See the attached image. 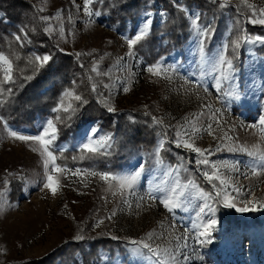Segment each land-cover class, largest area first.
I'll return each instance as SVG.
<instances>
[{"label": "rangeland", "instance_id": "obj_1", "mask_svg": "<svg viewBox=\"0 0 264 264\" xmlns=\"http://www.w3.org/2000/svg\"><path fill=\"white\" fill-rule=\"evenodd\" d=\"M34 3L39 11L44 9L40 11L43 17L52 18L46 27L54 29L50 35L56 37L63 52L74 55L99 53L93 66L97 70L98 65L106 67L111 106L116 111L133 109L150 114L152 123L159 129L156 153L169 148L173 161L175 157L177 160L170 163L157 159L146 174H141L136 186L127 190L123 197L112 196L106 191L107 184L104 181L99 177L86 176L84 169L79 168L82 170L79 176L68 174L67 179L62 178L63 187L53 197L43 188L41 157L24 142L10 139L0 124V191L4 190V180L9 181L4 197L5 207L0 211V249H3L0 252V264H21L42 258L64 241H72L78 230L88 224L91 232L110 238L116 236L119 238L117 241L126 244L125 254L113 259L116 264H157L149 253L145 252L140 257L131 255L128 250L133 246L128 241L146 238L151 232L154 237L150 243L154 246L175 248L176 242L170 233L183 236L185 229H188L189 239L187 247H181L180 252L187 255L188 260L180 256L178 264H264V211L241 213L235 208H225L221 198L216 197L221 188L219 181L209 182L203 174H211V165L216 164L219 173L230 178L231 185L240 188L239 193L234 192L232 186L226 189L235 197L237 207L242 206V200L253 197L264 200V165L244 152L228 149L231 145L233 148L243 146L251 150L253 145H257L264 150V136L258 127H250L258 124L259 117L264 114V45L259 42L242 43L243 53L238 58L240 67H236L232 81L221 80V90L218 91L215 85L219 72L213 70V64L219 55L226 53V42L222 39L219 45L211 49V54H205L202 58L198 39L193 32L184 54L159 59L157 63L161 65L163 74L157 77L149 74L146 71L148 67L143 66L135 55L128 56L125 37L135 34L148 18L146 13H151L153 24L155 18L164 22V12H145L133 27L129 26L124 34H118L102 24L97 16H93L90 22L82 11L83 0H76V5L72 0H34ZM229 3L240 5L251 15L240 0H228ZM249 3L264 7V0H249ZM58 11L61 12L59 20L55 18ZM253 26L261 28L249 32L250 36H264V25ZM61 27L64 30L63 38L59 32ZM129 33L131 36H128ZM124 88L129 91L125 92ZM233 88L240 91V101L232 100L227 95ZM209 105L210 108L206 107ZM216 109L221 110L216 113L219 128L216 120L212 119ZM209 123L213 126L214 135H209L205 130ZM193 125L200 131L194 132ZM9 127L25 135H35L41 130L39 128L37 133H29ZM92 129L97 128L90 127L82 138L53 145L52 149H67L71 146L82 148ZM177 133H180V139L194 141L195 146L209 149L210 152L206 153L209 164L198 165L196 161L202 157L183 146L177 147ZM224 133L232 139H221ZM101 136L107 135L99 134L97 129L93 138ZM110 136L111 144L114 136ZM217 145L220 146L219 151L216 150ZM182 154L184 158H181ZM143 163L141 158L134 159L129 168L118 175L131 174ZM253 165L260 175L252 174ZM20 179L21 188L11 194V182ZM177 181L185 192L182 198L184 202L182 208L169 213L159 201ZM204 185L209 190H204ZM149 192L157 199L149 200ZM201 192L211 194L212 199L206 201L200 195ZM141 197L144 199L141 200ZM124 200L128 203H124ZM205 203L211 204L215 212L205 209L200 213ZM223 207L247 218L257 217L262 223L255 228L247 227L244 231L234 226L225 230L217 220V208ZM113 211L116 214L111 216ZM109 216L111 219H108ZM209 219L217 221L212 243L201 245L195 237L198 229L192 226L194 223H206ZM100 220L103 223L94 227ZM109 264H112V260Z\"/></svg>", "mask_w": 264, "mask_h": 264}, {"label": "trees", "instance_id": "obj_2", "mask_svg": "<svg viewBox=\"0 0 264 264\" xmlns=\"http://www.w3.org/2000/svg\"><path fill=\"white\" fill-rule=\"evenodd\" d=\"M93 11H99L97 18L100 22L118 34H124L129 26L133 27L145 12L162 11L166 14L164 22L157 18L153 20L149 36L134 49V55L146 67L163 57L184 54L194 32L190 13L199 15L201 26L212 24L214 27V35L205 43V54H211V49L222 39L227 46L224 56L233 61L235 68L240 67L238 58L243 51L242 44L239 49H234L232 42L244 33L261 28L250 25L249 15L240 5L229 3L221 8L217 0H95ZM41 17L43 14L34 0H0V53L13 59L16 69L13 74L15 82L4 85L12 88V94L5 95L6 103L0 107V116L8 125L19 131L37 133L46 120L60 116L58 138L53 142L55 146L82 138L90 127L97 128L101 135L114 136L107 155H92L74 146L53 150L57 164L62 167L120 174L134 159L141 158L144 160V175L157 159L176 162L177 157L173 161L169 148L156 153L159 129L152 123L150 114L133 109L107 111L105 104L111 105L112 101L106 67L98 65L97 72L92 71L99 53L77 57L63 52L56 37L44 31L46 23ZM22 29L27 33L26 39ZM16 35H21L23 46L15 40ZM48 54L52 59L38 71L29 63L34 55ZM26 76L33 78L26 80ZM93 84L96 85L95 91ZM65 91H73L86 103L65 100V104L71 102L76 111L53 112ZM181 158H184L183 154ZM21 185L22 179L13 180L11 194ZM203 187L209 190L207 185ZM217 220L225 230L234 226L244 231L262 223L257 217L247 218L224 207L217 208ZM82 229L83 241H64L46 256L21 264H98L100 256L107 255L113 260L117 255L125 254V243L91 232L89 224Z\"/></svg>", "mask_w": 264, "mask_h": 264}, {"label": "snow or ice", "instance_id": "obj_3", "mask_svg": "<svg viewBox=\"0 0 264 264\" xmlns=\"http://www.w3.org/2000/svg\"><path fill=\"white\" fill-rule=\"evenodd\" d=\"M213 2H216V0H213ZM228 0H220V7L223 8L226 6ZM72 3L76 5V0H72ZM95 3V0H83V7L82 11L85 16L89 18V21L91 22V18L93 16H99V11H93V5ZM240 3L246 7L251 15L248 17V22L256 25H264V7H258L255 4L249 3V0H240ZM78 10H80L79 6L77 5ZM44 9L41 8L40 11H43ZM186 11V10H185ZM146 18L143 21V24L139 29L135 32V34L131 37H125L129 52L128 56H134V49L135 47L140 44L143 40H145L151 31V13H146ZM56 19L61 18V12L56 13ZM41 19L48 23L51 17H41ZM69 20H71V16H69ZM190 20H191V27L194 30V34L198 39V46H199V53L201 57L203 58L205 56V43L208 40H211L212 36L214 35V27L212 24H207L201 26L199 24V15L197 14H190ZM24 36V39L27 38V33L21 30ZM46 33L51 34L54 29L49 26L44 29ZM61 38L64 37V30L61 27L59 29ZM15 40L17 42L21 43V46H23V41L21 38V35H16ZM259 42L260 44L264 45V36H250L247 33L242 34L239 36L235 41H233V47L234 49H239L241 47L242 43L246 44H255ZM227 47V46H225ZM81 53H76V56L79 57ZM16 59H19V57H16ZM52 59V56L50 54L48 55H34L30 58L29 63L34 66V68L38 71L40 68H43L45 65L49 63V61ZM14 61L11 59L8 55H5L3 53H0V74H2V79H0V107L3 106L4 103H6L5 95H11L12 94V88H5L4 85L14 83ZM213 70L216 72H219V77L216 79V89L219 91L221 90V80L224 81H232L235 73L236 68L233 64V61L231 59H228L224 55H219L216 62L213 64ZM93 72L97 71V67L94 65L92 68ZM146 71L151 74L152 76L160 77L163 74L162 67L159 63L149 66ZM26 80H31L33 76H26L24 77ZM93 91L96 89V85L93 84ZM125 92L129 91L128 88L123 89ZM207 91V89H205ZM227 95L235 101L241 100V93L240 91H237L235 88H233ZM65 100H75L81 103H86V101L82 100V97L75 94L73 91H65L63 94V97L61 98L58 106L56 108H53V112H60L63 111L65 113L68 112H75L76 109L73 108V105L71 102H68L65 104ZM107 111L112 113L115 112L116 109L114 106L105 104ZM206 107H211L206 106ZM220 109H216L215 112L212 113V119L216 120V113L220 112ZM206 113H201V115H205ZM71 118L70 116L68 117ZM155 120V117L153 118ZM61 121L60 116H56L55 120L48 119L41 125V130L35 134V135H25L21 134L18 131H15L11 129L5 120L3 116H0V124L3 125L4 130L7 132V135L10 139L14 141H21L27 144L31 151L37 153L41 157L42 165H43V188L47 189L53 197L57 196L60 189L63 187L62 185V178L67 179L68 174H71L72 176H79L82 172L81 169H68L67 167H62L57 164V156L54 154V151L52 149L53 142L57 140L58 138V131L57 123ZM157 123H162V121H156ZM217 127H220L219 121L216 120ZM250 127H258L259 131L262 136H264V114H262L259 117L258 124L251 125ZM209 135H214L213 126L211 123L207 125V128L205 129ZM232 129H230L231 131ZM193 131L198 132L200 129L195 128L193 125ZM97 129H92L91 134L87 138V143H84L82 145V150L84 152L90 153L92 155H107L108 149L111 147V144L109 141H111L112 137L110 135L107 136H101L98 138H93L96 136ZM221 139H228L231 140L232 137L228 136L227 133H224L223 137ZM183 146L186 149L191 150L192 152L196 153L198 156L202 157V159H199L196 161L198 165H208L209 160L206 156V153L210 152L209 149H201L197 146H195L194 141L190 140H182L180 139V133H177V147ZM229 151H236L239 150L240 152L246 153L249 157H252L254 160H258L262 165H264V150H261L259 146L253 145V148L249 150L246 147L240 146L238 148H233L231 145L228 146ZM217 151L220 150V146L217 145L216 148ZM83 158V157H81ZM213 171L210 174L209 172H204V176L208 179L209 182H212L213 180H218L219 184L221 186L220 190L217 191L216 197L221 198V202L223 203V206L225 208H235L237 212H256V211H264V200H257L255 197L252 199H246L242 200L240 203L242 206L237 207L235 203V197L231 196L226 189L229 186H232L233 191L236 193L240 192V188L236 187L234 185H231L230 178H225L219 173V169L216 164L211 165ZM235 167V166H234ZM238 170V169H237ZM143 172V165L140 166L138 170L131 174L126 175H118L113 174L110 171H103V172H97V171H89L87 169L83 170V173L86 176H92V177H99L100 180L104 181L105 184H107L106 191L110 192L112 196L120 195L121 197L124 196V193L127 190L133 189L138 180L141 177V174ZM251 172L253 175H260V172L257 171L255 165L252 166ZM9 175H13L12 173H9ZM4 190L0 191V211H2L5 207L4 197H5V191L7 190V186L9 181L7 179L4 180ZM191 183V182H190ZM187 187V186H183ZM193 187L195 185L193 184ZM200 195L207 201L211 200L212 196L209 193L201 192ZM183 197H185V192L183 191L182 186L180 185L179 181L176 182L174 186H172L168 192L165 194V196L160 199V203L164 206V208L169 212L173 213L176 209L182 208L183 206ZM144 198L141 197V200ZM148 199L149 200H155L157 197L153 196L151 192L148 193ZM124 203H128L127 200H124ZM130 206V205H129ZM137 207H140L139 204H137ZM207 209L209 212H215V209L211 206V204L205 203L203 207L200 208V213H203ZM116 213L115 211L112 212L111 216H114ZM111 216L108 217V219H111ZM103 223V220H100L97 222V224L94 227H99L100 224ZM217 224V221L215 219H209L206 223H194L193 228L198 229V231L195 233V237L201 245L210 244L212 243V236L213 231L215 229V226ZM175 227V225H173ZM83 229L81 228L80 231L77 232L76 235H74L73 240L76 242L83 241L85 239V235L82 234ZM170 235L173 236V239L176 242V247H164L161 248L160 245H153L150 243V241L153 240L154 233H148L146 238H141L139 240H129L128 243L132 245L128 251L131 255H136L137 257L143 256L146 253L151 254V258H154L157 262V264H178V257L183 256V260L187 261L188 256L183 255L180 252L181 247H187V240L188 237V229H185L183 236H177L174 235V233H170ZM111 239L117 240L119 239L116 236H111ZM183 242V243H182ZM171 243V241H170ZM3 249H0V252H2ZM110 257L107 255H103L99 257V260L101 264H109ZM203 259V257H201ZM112 264H116L115 260H112Z\"/></svg>", "mask_w": 264, "mask_h": 264}]
</instances>
